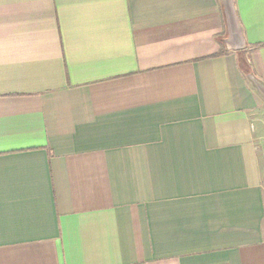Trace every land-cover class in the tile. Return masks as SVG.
<instances>
[{"label": "crops", "instance_id": "0c3cea01", "mask_svg": "<svg viewBox=\"0 0 264 264\" xmlns=\"http://www.w3.org/2000/svg\"><path fill=\"white\" fill-rule=\"evenodd\" d=\"M0 264H264V0H0Z\"/></svg>", "mask_w": 264, "mask_h": 264}, {"label": "trees", "instance_id": "16d2710c", "mask_svg": "<svg viewBox=\"0 0 264 264\" xmlns=\"http://www.w3.org/2000/svg\"><path fill=\"white\" fill-rule=\"evenodd\" d=\"M223 53L222 49H221V54Z\"/></svg>", "mask_w": 264, "mask_h": 264}]
</instances>
